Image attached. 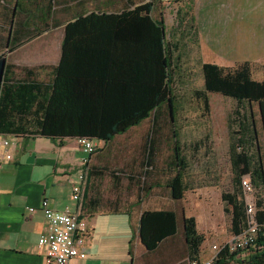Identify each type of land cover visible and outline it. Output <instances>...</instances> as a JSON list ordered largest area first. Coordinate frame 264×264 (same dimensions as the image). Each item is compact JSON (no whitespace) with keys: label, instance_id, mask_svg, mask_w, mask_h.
<instances>
[{"label":"crops","instance_id":"obj_1","mask_svg":"<svg viewBox=\"0 0 264 264\" xmlns=\"http://www.w3.org/2000/svg\"><path fill=\"white\" fill-rule=\"evenodd\" d=\"M161 1L162 5H168L176 0ZM145 2L0 0V57L5 56L6 66H15L8 79H37L47 83L52 68L61 65L64 76L75 84L69 88V97L87 100L92 92L93 70L102 68L103 64L110 63L108 69L117 72L141 70V65L136 63L112 62L113 56L114 60L133 57L136 48V44L116 41L114 37L133 38L136 34L93 29L88 20L85 26L69 29L68 25L83 17L94 16L93 20L97 21L98 16L134 10ZM176 3L177 12L179 9L185 12L186 6L191 5L192 20L186 17L184 35L193 37V45L205 60L203 63L208 62L209 51L222 54L227 48V55L235 56L228 59L233 65L209 63L229 68L248 62L253 76L256 63L262 66L264 74V0H177ZM192 24L194 29L188 32ZM231 39L234 43H229ZM137 56L135 50L134 60ZM135 131L137 137L133 138ZM168 131L144 120L109 143L94 139L99 151L90 156L87 210L80 214V219L86 220L90 228L85 245L87 257H75L69 264H188L184 218L194 217L199 232L204 231L198 216L183 210L181 203L186 201V196L174 201L165 187L171 151L160 141V133L168 134ZM5 136L11 144L3 150L12 159L0 167V264H45V249L38 245L47 228L41 200L48 198L56 210L80 209V202L73 199L71 183L78 179V169L86 154L76 138ZM155 139L157 145L153 146L151 142ZM156 183L162 188L155 187L142 198L140 185ZM32 206L34 212L29 210ZM149 210L174 211L178 215V232L153 250L145 248L138 233L141 215ZM206 242L205 237L200 251L204 260L212 255V246H206ZM250 256L249 250L239 251L230 264H250Z\"/></svg>","mask_w":264,"mask_h":264},{"label":"trees","instance_id":"obj_2","mask_svg":"<svg viewBox=\"0 0 264 264\" xmlns=\"http://www.w3.org/2000/svg\"><path fill=\"white\" fill-rule=\"evenodd\" d=\"M191 2V0H188ZM177 12L178 24L174 30L184 28L189 8ZM164 6L161 0H147L134 10L113 13L105 17L94 16L80 18L71 27L85 26L93 29L129 32L134 37H114L116 41H129L136 44L137 58H119L112 62L136 63L141 70L136 72L127 69L117 72L108 69L109 64L94 71L91 95L89 99L69 97L70 83L63 71V66L52 68L49 81L15 80L8 76L13 74L15 66H6L0 86V134L49 136L51 139L77 138L79 136L97 139L105 143L116 136L126 133L142 121H152L161 130L160 133L171 153L169 154L167 185L174 201L185 198L189 189L186 171L189 161L180 143V133L176 125L177 94L175 89L176 75L180 70L179 40L174 34L166 31ZM183 12V14H182ZM194 29L192 24L188 30ZM205 90L209 93H220L237 101V108L229 115L228 129L230 139V161L235 172L233 190L223 191L224 211L230 216V231L240 234L247 218L245 200L243 199L242 178L249 176L257 194L256 209L259 220L264 219V80L258 81L253 76L251 63H237L234 67L225 68L215 63L202 64ZM105 78L109 81L105 82ZM79 82V79H70ZM257 106V111H255ZM170 109L172 115L170 114ZM156 146V139L151 142ZM97 149L91 155L97 153ZM90 155V156H91ZM89 156V159H90ZM91 165L88 167V180L85 184L81 213L86 210V191L89 182ZM159 183L140 185L141 197L144 198ZM177 214L174 211L153 210L141 215L139 236L148 250H153L168 236L178 232ZM184 232L188 246L189 261L200 258V251L205 242L204 233L199 232L194 217L183 220ZM262 248L256 250L249 263L264 264V237L259 240ZM237 252L227 249L218 253L213 264H230Z\"/></svg>","mask_w":264,"mask_h":264},{"label":"rangeland","instance_id":"obj_3","mask_svg":"<svg viewBox=\"0 0 264 264\" xmlns=\"http://www.w3.org/2000/svg\"><path fill=\"white\" fill-rule=\"evenodd\" d=\"M170 2L165 7L166 31L174 34L179 40L181 59L180 70L176 75L175 89L177 94L176 125L180 133V143L189 161L186 181V201H182L183 210H189L198 216L200 226L206 237V246L222 244L231 234L230 216L224 211L223 191L233 190L234 170L230 161L231 133L228 129L229 115L237 108V101L224 97L220 93H209L205 90L202 64L193 37L185 38V27L175 28L178 4ZM229 43H234L231 39ZM236 43V40H235ZM228 49L226 48L225 51ZM216 54L208 52V62L231 66L235 58L227 52ZM217 56H222L219 58ZM223 66V67H225ZM230 68V67H229ZM255 79L261 81L262 66L253 65ZM255 106V111H257ZM137 131L134 137H137Z\"/></svg>","mask_w":264,"mask_h":264},{"label":"built area","instance_id":"obj_4","mask_svg":"<svg viewBox=\"0 0 264 264\" xmlns=\"http://www.w3.org/2000/svg\"><path fill=\"white\" fill-rule=\"evenodd\" d=\"M77 143L86 154L81 160L78 169V179L71 183L73 199L80 202L78 211L67 209L56 210L50 206L48 198H43L40 208L47 221L46 232L39 239V246L45 249V264H69L75 257L86 258V243L89 236V226L86 220L80 219L81 206L85 197V184L88 180L89 156L97 150V144L88 137L79 136ZM0 167L12 159V155L3 149H7L11 142L3 134H0ZM242 190L247 218L240 234H231L230 238L222 244H213L212 255L204 260L199 258L190 261L189 264H213L219 252L227 249L229 252L249 250L251 255L262 248L259 240L264 237V220H259L256 203L257 194L251 178L247 175L242 178ZM34 212L36 209L29 208ZM255 264V263H252Z\"/></svg>","mask_w":264,"mask_h":264},{"label":"water","instance_id":"obj_5","mask_svg":"<svg viewBox=\"0 0 264 264\" xmlns=\"http://www.w3.org/2000/svg\"><path fill=\"white\" fill-rule=\"evenodd\" d=\"M5 68H6V58L5 56H1L0 57V86L2 85L3 73H4ZM170 114L172 115L171 109H170Z\"/></svg>","mask_w":264,"mask_h":264}]
</instances>
